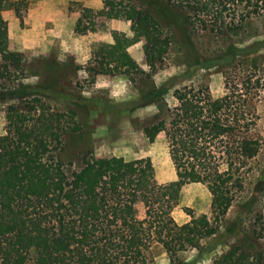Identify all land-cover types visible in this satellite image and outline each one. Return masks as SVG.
I'll use <instances>...</instances> for the list:
<instances>
[{"label":"trees","instance_id":"obj_1","mask_svg":"<svg viewBox=\"0 0 264 264\" xmlns=\"http://www.w3.org/2000/svg\"><path fill=\"white\" fill-rule=\"evenodd\" d=\"M0 0V79L9 69L22 74L21 56L3 38L7 24ZM108 19L133 20L145 39L149 66L162 61L169 41L152 15L221 34L239 30L246 18L264 11V0H103ZM83 11H91L83 8ZM194 18V19H193ZM239 18V19H235ZM79 21V19H78ZM181 26V24H180ZM112 42L100 43L91 74L142 73L127 47L132 41L118 30ZM24 86L5 89L14 100L5 108L6 134L0 137V264H147L153 243L169 258L197 249L215 236L228 210L236 204L251 210L256 197L239 202L251 161L262 147L256 104L263 88L260 78H225L224 93L213 97L207 85H185L172 92L174 105L159 108L143 134L153 141L165 133L176 179L160 184L149 158L92 159L79 167L59 156L63 138L79 124L70 111L57 112L34 96H22ZM160 86L144 94V103L166 93ZM200 183L215 195L211 219L195 217L175 222L171 210L181 188ZM256 193L264 180L254 183ZM146 208L138 217L137 204ZM236 217L226 228L235 244L213 264H264V209L253 214L250 226Z\"/></svg>","mask_w":264,"mask_h":264},{"label":"rangeland","instance_id":"obj_2","mask_svg":"<svg viewBox=\"0 0 264 264\" xmlns=\"http://www.w3.org/2000/svg\"><path fill=\"white\" fill-rule=\"evenodd\" d=\"M101 5L99 6V2ZM103 0H6L1 15L7 24L3 38L9 50L21 56L22 74L9 69L8 78L0 79V137L6 134L5 108L14 100L2 95L5 89L24 86L22 96H34L47 102L53 111H70L79 124L65 135L59 153L65 163L79 167L83 156L92 159L123 157L126 160L149 158L154 178L164 184L176 179L169 158L165 133L151 142L143 128L165 105L175 103L172 92L185 85H207L213 97L224 93L225 78H260L263 88L256 104L258 131L262 147L251 161L239 202L257 198L249 209L234 204L220 223L218 233L203 239L197 249L179 252L174 259L164 248L153 243L147 264H213L234 237L226 228L236 217L250 226L253 214L264 209V190L256 193L254 183L264 180V11L246 18L235 32L221 34L194 29L177 12V24L152 15L168 37V47L160 62L149 66V50L138 35L133 20L108 19ZM129 4L131 0H120ZM90 3L91 7H86ZM90 8L91 11H83ZM79 19V21H78ZM194 19V18H193ZM239 19V18H235ZM181 24V26H180ZM123 32L132 43L127 51L142 73L131 80L125 75L91 74L94 53L100 43L112 42L111 32ZM166 87L161 99L144 103L148 91ZM138 217L146 218V208L138 203ZM215 195L200 183L185 184L171 210L176 223L190 219V214L211 219Z\"/></svg>","mask_w":264,"mask_h":264},{"label":"crops","instance_id":"obj_3","mask_svg":"<svg viewBox=\"0 0 264 264\" xmlns=\"http://www.w3.org/2000/svg\"><path fill=\"white\" fill-rule=\"evenodd\" d=\"M87 6L86 7H91L92 5L90 3H86ZM101 5V1L99 2V6ZM102 7H103V4H102Z\"/></svg>","mask_w":264,"mask_h":264}]
</instances>
